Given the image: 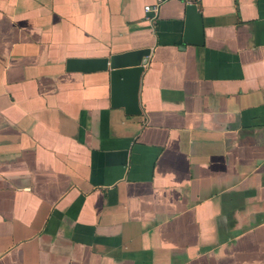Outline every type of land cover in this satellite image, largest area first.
<instances>
[{"label": "crops", "instance_id": "0c3cea01", "mask_svg": "<svg viewBox=\"0 0 264 264\" xmlns=\"http://www.w3.org/2000/svg\"><path fill=\"white\" fill-rule=\"evenodd\" d=\"M155 4L0 0V264H264V0Z\"/></svg>", "mask_w": 264, "mask_h": 264}, {"label": "water", "instance_id": "95a60500", "mask_svg": "<svg viewBox=\"0 0 264 264\" xmlns=\"http://www.w3.org/2000/svg\"><path fill=\"white\" fill-rule=\"evenodd\" d=\"M188 14L197 16L196 5L188 6ZM193 19V17H191ZM193 28V20L190 22ZM150 50H138L110 58L69 59L66 70L69 73L91 74L110 72L112 85V106L124 108L128 115H139V89L144 67L148 62Z\"/></svg>", "mask_w": 264, "mask_h": 264}, {"label": "built area", "instance_id": "2783aa9c", "mask_svg": "<svg viewBox=\"0 0 264 264\" xmlns=\"http://www.w3.org/2000/svg\"><path fill=\"white\" fill-rule=\"evenodd\" d=\"M166 1H169V0H156V4L154 6H146L145 7V11L146 12H153V11H157L159 9V7ZM188 5H194V2L193 1H188L187 2Z\"/></svg>", "mask_w": 264, "mask_h": 264}]
</instances>
